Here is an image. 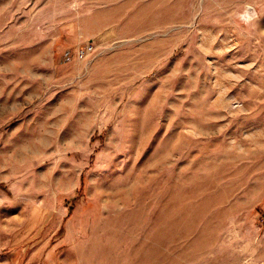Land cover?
Wrapping results in <instances>:
<instances>
[{
	"label": "rangeland",
	"instance_id": "374dc122",
	"mask_svg": "<svg viewBox=\"0 0 264 264\" xmlns=\"http://www.w3.org/2000/svg\"><path fill=\"white\" fill-rule=\"evenodd\" d=\"M0 264H264V0H0Z\"/></svg>",
	"mask_w": 264,
	"mask_h": 264
},
{
	"label": "built area",
	"instance_id": "2783aa9c",
	"mask_svg": "<svg viewBox=\"0 0 264 264\" xmlns=\"http://www.w3.org/2000/svg\"><path fill=\"white\" fill-rule=\"evenodd\" d=\"M92 49V44L88 43L85 44L84 46H81L78 50H77V55L79 58H84L86 57V55L90 52V50Z\"/></svg>",
	"mask_w": 264,
	"mask_h": 264
},
{
	"label": "clouds",
	"instance_id": "9594fccd",
	"mask_svg": "<svg viewBox=\"0 0 264 264\" xmlns=\"http://www.w3.org/2000/svg\"><path fill=\"white\" fill-rule=\"evenodd\" d=\"M240 18H241V20H243L245 22H247V20L250 19V17L247 15V12L242 13Z\"/></svg>",
	"mask_w": 264,
	"mask_h": 264
},
{
	"label": "trees",
	"instance_id": "16d2710c",
	"mask_svg": "<svg viewBox=\"0 0 264 264\" xmlns=\"http://www.w3.org/2000/svg\"><path fill=\"white\" fill-rule=\"evenodd\" d=\"M81 180H82V177H81Z\"/></svg>",
	"mask_w": 264,
	"mask_h": 264
}]
</instances>
